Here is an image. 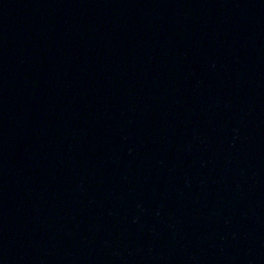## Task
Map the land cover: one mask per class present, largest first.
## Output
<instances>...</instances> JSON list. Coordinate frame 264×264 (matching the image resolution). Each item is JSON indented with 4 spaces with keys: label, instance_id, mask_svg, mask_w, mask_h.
I'll list each match as a JSON object with an SVG mask.
<instances>
[{
    "label": "water",
    "instance_id": "obj_1",
    "mask_svg": "<svg viewBox=\"0 0 264 264\" xmlns=\"http://www.w3.org/2000/svg\"><path fill=\"white\" fill-rule=\"evenodd\" d=\"M0 264H264V0H0Z\"/></svg>",
    "mask_w": 264,
    "mask_h": 264
}]
</instances>
